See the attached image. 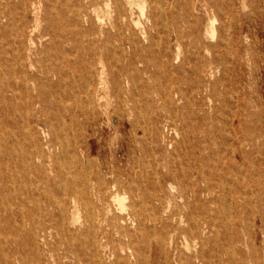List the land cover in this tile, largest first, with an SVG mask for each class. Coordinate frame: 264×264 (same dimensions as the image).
Instances as JSON below:
<instances>
[{
  "label": "rangeland",
  "instance_id": "374dc122",
  "mask_svg": "<svg viewBox=\"0 0 264 264\" xmlns=\"http://www.w3.org/2000/svg\"><path fill=\"white\" fill-rule=\"evenodd\" d=\"M17 1L0 0V8ZM105 1L99 10L109 33L97 43L94 67L85 62L86 41L58 47L39 38L42 20L36 49L57 47L43 56L64 75L49 84L35 73L46 88L31 91L33 106L24 92L0 103L7 145L0 157V264H71L60 230L35 238L37 223L49 224L40 213L44 197L74 184L83 219L80 198L92 199L86 181L105 187L117 175L128 185L191 168L216 186L206 201L210 224L190 241L204 259L191 264H253L264 249V0H139L143 8L135 3L121 15L119 38L105 14L113 1ZM81 3L88 0H44L40 15L47 9L55 29L78 26L73 13ZM6 32L0 25L4 82L20 75ZM65 203L71 216L74 207ZM50 208L61 213L56 203ZM110 209L107 217L120 212L114 201ZM133 233L128 244L112 229L101 264H180L181 239L151 226Z\"/></svg>",
  "mask_w": 264,
  "mask_h": 264
},
{
  "label": "bare ground",
  "instance_id": "6f19581e",
  "mask_svg": "<svg viewBox=\"0 0 264 264\" xmlns=\"http://www.w3.org/2000/svg\"><path fill=\"white\" fill-rule=\"evenodd\" d=\"M112 1V9L106 10L105 14L108 17L109 28L119 38L121 15L135 3L140 8H143V5L139 0ZM42 2L44 0H18L14 4H7L6 10L0 8V22H3L0 25L4 26L7 31L3 37L6 40V45L12 47L13 58L20 71L17 78L7 77V82L2 81L3 75L0 71V103L3 105L11 103L18 93L24 92L28 98L25 105L33 106L34 98L31 91L42 92L46 88V85L37 81L35 73H42L49 84L52 81L51 76L56 75L60 80L64 75V70L57 61L43 56V54L49 55L57 47L48 46L40 50L36 49L35 31L42 20L45 22V26L39 32V38H45L58 47H62L65 42L84 46L83 42L86 41L88 47L84 51L88 54L89 59L85 62L90 68L94 67L95 59L99 56L97 43L104 34L108 36L109 29H104V25H102L103 17L99 10L100 0H88L87 4L77 5L76 12L73 14L76 20L75 24L78 26L64 25L59 29H55L49 23L47 9H45L46 13L40 15ZM105 4L110 5L108 0L105 1ZM16 8L20 10L19 15ZM28 12L33 14L32 20L26 18ZM69 17L67 19H70ZM82 22H86L87 25ZM105 41L108 40L105 39ZM27 68L31 69L33 73L31 71L29 73ZM5 137L0 134V157L7 149ZM110 171L114 173V170ZM183 176H186V179ZM165 183L168 190L165 188ZM84 184L87 189L92 191V199L87 201V199L80 198L85 209L83 219L79 216L77 207L78 189L74 184H71L68 188H63L61 195L44 197L45 207L40 210V213L47 216L45 218L49 224L45 223L44 219L39 221L35 233V238H43L48 229L60 230L64 236L61 244L64 245L66 253H69L71 264H101L103 262L102 250L110 242L112 229H118L121 235L127 238L129 244L133 242V232L142 231L146 226L157 228L163 232L167 231L171 240H182L186 251L177 247L176 261L180 264H191L193 258L196 257L204 259L202 251L195 253L190 249V241L200 239L203 229L210 224L209 208L206 201L213 199L216 186L204 171L191 168L190 173L183 172L181 175L176 172H167L162 175L157 174L154 178L142 176L140 180L136 178L130 180L128 185H125L117 175H114L110 185L105 187L91 186L87 181ZM122 186L125 187V192L121 191ZM203 195L205 199H202ZM127 197L129 204L126 205L124 199ZM111 201L118 204L120 212L107 217L106 213L111 210ZM65 202L71 203L74 207L71 216L65 213ZM54 203L58 204L61 209V215L50 208ZM65 236L68 237L66 240ZM187 250H189L188 253ZM110 254L113 255L115 252H110ZM125 259L126 257H118L117 262L123 263ZM253 264H264V249L261 255L253 261Z\"/></svg>",
  "mask_w": 264,
  "mask_h": 264
}]
</instances>
